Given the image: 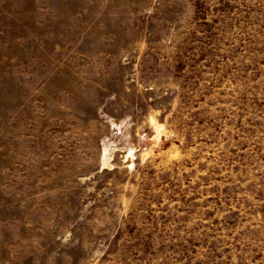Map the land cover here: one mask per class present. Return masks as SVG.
Segmentation results:
<instances>
[{"label":"rangeland","instance_id":"1","mask_svg":"<svg viewBox=\"0 0 264 264\" xmlns=\"http://www.w3.org/2000/svg\"><path fill=\"white\" fill-rule=\"evenodd\" d=\"M0 264H264V0H0Z\"/></svg>","mask_w":264,"mask_h":264}]
</instances>
